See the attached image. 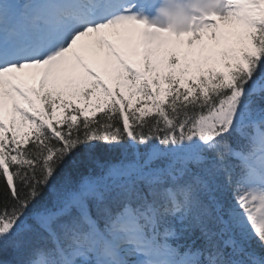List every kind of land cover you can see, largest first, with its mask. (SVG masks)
Listing matches in <instances>:
<instances>
[{
  "label": "snow or ice",
  "instance_id": "snow-or-ice-1",
  "mask_svg": "<svg viewBox=\"0 0 264 264\" xmlns=\"http://www.w3.org/2000/svg\"><path fill=\"white\" fill-rule=\"evenodd\" d=\"M0 264H264V0H0Z\"/></svg>",
  "mask_w": 264,
  "mask_h": 264
}]
</instances>
